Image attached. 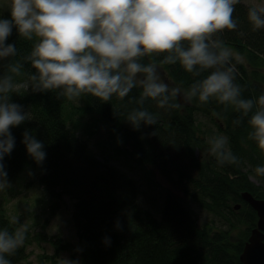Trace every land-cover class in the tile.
<instances>
[{
	"label": "trees",
	"instance_id": "obj_1",
	"mask_svg": "<svg viewBox=\"0 0 264 264\" xmlns=\"http://www.w3.org/2000/svg\"><path fill=\"white\" fill-rule=\"evenodd\" d=\"M4 6L0 4V19H11L7 5ZM249 6L247 0H241L234 13L238 28L219 34L234 52L236 82L242 86V98L246 99L264 93V73L260 72L264 69V29L252 30L247 20ZM6 43L16 46L17 56L0 60V76L6 73L9 63L20 62L24 68L14 79L17 83L29 82V74L35 70L25 57L33 41L21 38L13 28ZM235 55L242 59L235 60ZM162 58L152 59L159 65ZM159 67L182 95L196 79L208 74L193 77L178 63ZM140 91L139 87L134 88L129 97H113L109 103L91 95H82L80 101L67 100L57 92H33L31 88L13 94L11 101L30 113V119L11 129L15 147L4 159L8 179L16 180L32 171L54 201L53 211L65 196L70 197L77 241L55 237L52 243L57 253L66 251L71 260L80 258L81 264H242L240 255L259 217L241 193L248 191L264 200V177L254 172L257 165H264V151L248 139L247 118L236 125L234 121L242 114L232 106L214 99L203 104L195 98L182 103L178 96L172 101L181 105L178 109H160L154 101H147L144 107L157 114L158 122L155 126L142 124L134 130L125 117L138 107L132 98H138ZM88 115L98 116L91 125L99 127L101 123L109 130L111 140L118 143V155L130 149L139 165L158 170L199 206L219 216L222 226L215 229L214 222L199 224L183 197L170 188L159 208L144 206L139 199L138 182L120 168L102 162L90 150L88 140L78 135L77 130ZM91 125L87 134L93 136L96 128ZM25 130L44 144L46 158L41 165L28 155L22 143ZM216 133L229 138V147L239 161L234 167L225 166L227 171L223 173L213 155L204 157V152L209 151L208 140ZM199 149H203L201 154L196 153ZM246 162L253 168L249 172L243 171L242 164ZM252 173L260 184L250 181ZM238 204L241 207L236 209ZM243 225L250 229L235 241L237 234L232 232ZM18 226L0 212V228L12 231ZM34 236L28 232L23 246L8 257L12 264L25 260L27 247L41 241Z\"/></svg>",
	"mask_w": 264,
	"mask_h": 264
},
{
	"label": "clouds",
	"instance_id": "obj_2",
	"mask_svg": "<svg viewBox=\"0 0 264 264\" xmlns=\"http://www.w3.org/2000/svg\"><path fill=\"white\" fill-rule=\"evenodd\" d=\"M240 3L241 0H8L11 19H0V60L17 56L16 46L6 43L15 28L21 38L33 41L25 60L35 71L29 74V82L17 83L14 78L21 75L24 65L12 62L0 76V191L12 186L4 164L15 147L11 129L30 119V113L11 101L13 94L31 88L33 92H57L67 100L91 95L109 103L113 97H129L139 87V97L132 98L138 107L125 117L134 130H139L142 124L155 126L158 122L157 114L144 107L147 101H154L160 109L181 107L172 102L181 95V89L170 88L161 80L159 65L178 63L193 77L208 73L189 86L183 99L191 102L195 98L202 104L214 99L232 106L242 114L234 124L247 118L248 139L264 151V93L242 98L243 89L236 82L237 69L232 62L234 52L219 38V34L238 28L234 13ZM247 20L253 31L264 29V3L249 6ZM160 56L163 58L158 65L152 58ZM145 58H149L147 63ZM241 59L235 55V60ZM22 143L28 155L41 165L46 158L44 144L28 130L23 133ZM208 144L210 154L221 166L239 162L227 136L214 135ZM254 172L264 177V165H257ZM27 233V224H19L12 231L0 228V264H12L8 257L23 246ZM59 264L80 262L61 257Z\"/></svg>",
	"mask_w": 264,
	"mask_h": 264
},
{
	"label": "rangeland",
	"instance_id": "obj_3",
	"mask_svg": "<svg viewBox=\"0 0 264 264\" xmlns=\"http://www.w3.org/2000/svg\"><path fill=\"white\" fill-rule=\"evenodd\" d=\"M247 3L251 5L261 4L264 3V0H247ZM0 4L3 6L5 4L8 7V0H0ZM260 72L264 73V69ZM158 73L161 80L167 83L169 87H172L163 68L158 66ZM179 98L182 103L187 102L183 99L182 94ZM74 101L80 100L75 99ZM97 117V115H88L85 118V123H83L77 130L78 135H80L81 138L88 140L91 148L90 150L96 154L102 162H108L113 166L120 168L138 182L140 187L139 199L144 206L151 207L152 209H154V207L159 208L166 189L170 188L171 191L177 192L180 197H183V201L194 212L199 224L202 225L206 222H214L217 226H214L215 229L222 226L219 216H215L212 212L199 206L190 196L186 195L183 190L173 185L158 170L152 169L151 166L139 165L132 157L130 149L123 152L121 156L118 155L119 153L116 150L118 143L111 140L109 130L101 123L99 124V127L98 125H91ZM89 125L96 128V132L93 136L87 134ZM214 130L215 132L217 131L216 127H214ZM216 135L223 134L216 133ZM122 148L125 149L124 146H122ZM202 151L203 149H199L196 150V153L201 154ZM210 156L211 154L209 151H206V153L204 152V157L209 158ZM204 161L208 160L204 159ZM225 166L234 167L233 164H224L221 167L222 173L227 171ZM242 166L244 168L243 171L245 172H249L248 169H253L247 162L243 163ZM249 179L255 184L261 183L253 173L249 174ZM8 180L12 186L6 190L0 191V212H4L9 216L12 222H18L15 223L17 225L27 224L28 232L32 236L35 235L34 237H36L37 240H41L40 242L30 244L26 249L27 258L17 264H59V258L61 257L70 259V254L66 251L61 252L60 254L57 253L55 246L52 243V241L55 240V237H61L64 241H77L75 228L72 222L73 201L70 197L65 196L64 201L61 202L59 206H56L53 211V206H51L53 201L52 198L41 187L36 175L32 171H27L23 176L16 180ZM254 228L255 227H252L250 233ZM249 229L250 227L247 225H243L241 228H236L232 232L237 234L235 241H238L241 233L244 234ZM78 260L80 262V258Z\"/></svg>",
	"mask_w": 264,
	"mask_h": 264
},
{
	"label": "water",
	"instance_id": "obj_4",
	"mask_svg": "<svg viewBox=\"0 0 264 264\" xmlns=\"http://www.w3.org/2000/svg\"><path fill=\"white\" fill-rule=\"evenodd\" d=\"M242 198L247 202L258 214L257 227H255L244 250L240 255L242 264H264V200L255 198L250 192L241 193ZM240 204L235 208L239 209Z\"/></svg>",
	"mask_w": 264,
	"mask_h": 264
}]
</instances>
